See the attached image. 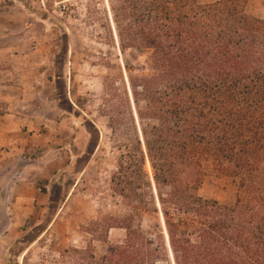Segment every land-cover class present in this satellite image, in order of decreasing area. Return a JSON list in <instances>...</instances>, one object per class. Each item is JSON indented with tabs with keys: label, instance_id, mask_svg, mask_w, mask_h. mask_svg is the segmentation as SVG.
<instances>
[{
	"label": "trees",
	"instance_id": "trees-1",
	"mask_svg": "<svg viewBox=\"0 0 264 264\" xmlns=\"http://www.w3.org/2000/svg\"><path fill=\"white\" fill-rule=\"evenodd\" d=\"M248 2L109 0L118 47L146 53L121 84L154 183L142 167L120 166L112 182L140 204L139 225L133 215L101 219L105 255L73 247L56 264H264V21ZM211 172L236 182L234 203L200 195ZM146 219L158 231L143 232ZM116 228L125 236L111 242Z\"/></svg>",
	"mask_w": 264,
	"mask_h": 264
},
{
	"label": "rangeland",
	"instance_id": "rangeland-1",
	"mask_svg": "<svg viewBox=\"0 0 264 264\" xmlns=\"http://www.w3.org/2000/svg\"><path fill=\"white\" fill-rule=\"evenodd\" d=\"M247 12L264 21V0H249ZM110 14L109 0H0V264H56L59 251L87 245L101 258L107 229L98 221L140 223V204L112 178L140 166L154 183L121 84L146 53L118 47ZM236 192L233 179L211 172L200 195L232 204ZM155 226L146 219L141 230ZM124 236L109 230L111 242Z\"/></svg>",
	"mask_w": 264,
	"mask_h": 264
},
{
	"label": "bare ground",
	"instance_id": "bare-ground-1",
	"mask_svg": "<svg viewBox=\"0 0 264 264\" xmlns=\"http://www.w3.org/2000/svg\"><path fill=\"white\" fill-rule=\"evenodd\" d=\"M148 168L151 169V165L149 162H147ZM151 172V171H150Z\"/></svg>",
	"mask_w": 264,
	"mask_h": 264
}]
</instances>
